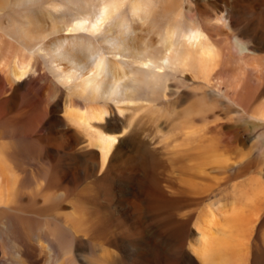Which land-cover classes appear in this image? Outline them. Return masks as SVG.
I'll return each instance as SVG.
<instances>
[{"label":"bare ground","instance_id":"obj_1","mask_svg":"<svg viewBox=\"0 0 264 264\" xmlns=\"http://www.w3.org/2000/svg\"><path fill=\"white\" fill-rule=\"evenodd\" d=\"M203 1L0 0V264H65L69 254L67 264H181L185 259L191 264H250L254 248L264 243L258 227L264 218V147L254 141L246 163L233 161L206 121L220 102L239 109L251 123L264 121V17L252 22L261 37L256 46L238 25L243 12L254 19L260 9L243 6L235 11L237 6L229 2L226 13L203 20L209 22L205 28L200 17L188 16L186 10L198 9ZM233 58H241L242 70ZM54 87L67 97V122L76 129H95L90 145L98 151L84 152L101 169L120 152L128 128L116 132L114 124L122 116L130 119L142 112L169 127V140L159 152L171 163L172 174L177 170V185L165 192L154 189L151 197L169 204L188 198L200 206L189 214L191 221L170 226L167 253L145 240L141 225L136 237L120 233L121 238L107 239L104 223L80 209L56 218L55 230L60 227L66 238L58 243V233L51 231L54 238H48L43 235L47 224L31 220L42 214L35 210L38 201L44 209L54 198L43 184L53 167L34 170L39 149L26 132L31 125L40 127L35 112L48 114L42 104L56 98ZM210 90L212 96L207 95ZM17 107L21 113L13 115ZM239 134L236 142L244 144ZM236 164L237 172L229 173ZM205 198L211 200L206 204ZM256 234L261 238L256 240ZM75 242L89 244L90 255H81V263L74 255ZM44 244L48 256L41 255ZM20 245L35 252L25 255Z\"/></svg>","mask_w":264,"mask_h":264},{"label":"rangeland","instance_id":"obj_2","mask_svg":"<svg viewBox=\"0 0 264 264\" xmlns=\"http://www.w3.org/2000/svg\"><path fill=\"white\" fill-rule=\"evenodd\" d=\"M229 2L230 5H233L234 7L237 6L235 11L241 10L243 6L250 8L253 6L260 9L257 10L258 16L254 19L251 18L252 15L248 14L250 12L247 10L243 12L241 14V16H243L241 17L243 20L240 21L238 25L239 30H243V34L249 41L256 46L260 45L261 37L256 36L252 22L254 21L259 23L261 21H258V19L263 20L264 2L262 0H250L246 2L244 0L242 3L235 4H233L231 0H206L202 2L198 9L194 10L193 7L192 10H189L190 6L188 5L189 7L186 10L188 16L194 15L200 17L198 20L199 23L207 28L209 22H204L203 20L209 16L210 18L215 16V13L221 12L222 10L226 13L225 9L227 8ZM223 12L221 14H223ZM233 16L232 22H235L238 16L234 13ZM260 26L261 25L258 24L254 27L257 28ZM262 29L264 32V27ZM253 52L257 54L255 50ZM235 53L236 52H234V54ZM241 64V58H233V65L239 70L243 69ZM53 90L54 92L52 91V93L56 95V98L44 99V104H42V106L47 107L48 114L45 116L41 111L35 112V121L40 124V127L37 130H34V127L31 125L26 132V136L29 134V141L36 139L39 149L35 158L32 160L36 163L38 160L37 165H34V170L39 171L37 168L38 165L39 167L45 165L53 167L49 180L43 184L44 190L46 191L48 189L47 192L51 193L54 198L49 207L44 209L41 208L44 206L42 205V202L38 201L35 206V210L37 213L39 210L42 214H40L41 216L34 215L35 217L31 220L34 223L47 224V233L43 235H46L48 238L52 237L53 239L54 237L51 234H54V232L58 233L59 235H55V243H58L57 241L59 239L62 241L64 236L62 233V235L60 234V227L56 226L59 229L57 231L55 230L56 218H62L66 215L74 213L76 209H80L83 214L88 216L92 215V218L94 219L98 217L104 223V227H106L107 239H115L117 237L121 238V236L136 237V228L138 225H141L145 240L148 239V242L150 241V243L155 241L154 243L158 245L156 248L158 249L157 251L164 254L167 253L170 250L168 244L171 242L173 237L170 230L173 227H178L180 221H187V219L191 221L189 214H192L193 211H197V208L200 206H195L194 202L188 198L181 199L178 204L177 202L169 204V202L164 203L161 201H158V204L157 200L151 197L150 193H154L155 191L159 193V190L161 191V189L165 192L170 190L168 186H171V184L177 185V180L174 179L177 170H175V173L172 174L173 167L171 166V163L164 162V159L159 152V148L169 140V133H171L169 127H166V125H160L159 123L161 122H158V120L156 122L151 121L152 118H150V115L146 116L147 118L143 117L142 112L133 114L130 119L122 116L121 121L117 123L115 122L114 124L116 132H123L124 127L128 128L123 133V137L121 138L123 139V142L120 152L110 164L101 169V167H97V160L95 162L94 159H91V155L86 154L88 149H92L96 152L98 151L97 148L90 145L92 141L90 134L95 129H88L86 131L80 130L76 129L71 122H67L65 111V102L67 97L66 95L58 93L56 87H54ZM213 92V90H210L207 95L212 96ZM218 92L221 95H224V89L223 92L222 90ZM41 94L42 92L38 93V99L42 96ZM165 103L167 104V101H165ZM182 103L183 101L179 104ZM17 108L14 113H12L13 115L21 113L19 108L18 110ZM213 110L209 111V118L206 121L208 124L207 126L212 128L213 135L218 138L222 146L230 149V156L232 157V160L234 159L233 161L241 159L243 161L242 163H246L249 157L245 155H247L248 147L254 141L259 140V145L263 149L264 121L251 123L248 118L240 115L241 113L239 112V109L236 107H229L226 102L218 103ZM116 115L119 116L117 110ZM159 126L164 127L165 129L162 131V128ZM238 133H240L239 135H241V138L245 141L244 144L236 142L235 138ZM32 136L33 138H31ZM92 163H94V165ZM238 167L239 164L232 166L228 169L229 173L235 174ZM253 170H256V167H254ZM218 192L219 191L216 190L213 195ZM182 193L184 194L185 192ZM171 195L177 196V194ZM188 196L193 197V195L189 194ZM210 200V198H205L204 202L207 204ZM204 202L202 203L203 205H205ZM156 204L158 206H156ZM140 205H142V207ZM124 207H127V210ZM6 212L12 213V211ZM189 221L186 225V229L188 228L186 231L189 230L188 234L191 236L192 223H189ZM261 221L263 222H261V225L259 224L258 227H260V230L262 229L263 233L264 218ZM120 233L123 235L119 236ZM10 234L11 235H8L9 237H15L14 231ZM95 238H98V233L95 235ZM260 238V235L256 234V240ZM65 239L66 238L64 237V240ZM263 240L264 235L260 241ZM77 241L79 243V240ZM48 242L50 241L48 240ZM78 243L75 242L74 244V255L77 256L78 261L81 263V255L85 254L89 256L90 249L88 246L89 244L86 243L77 245ZM44 246V252H42L41 255L48 256V254H50L47 249L48 246L47 244H44ZM109 246L112 248L114 247V245ZM20 247L25 255H30L29 253H32L33 251L35 252V250H32L30 246H27L26 248L24 245H20ZM254 249V255L250 257V264H264V243L256 245V248ZM65 250L68 252L69 249ZM122 253L125 254L127 251L124 250ZM61 254L63 256V252H61ZM70 258L71 254L66 256V259H64L66 262H61L67 264V261ZM181 264L191 263L185 259Z\"/></svg>","mask_w":264,"mask_h":264}]
</instances>
